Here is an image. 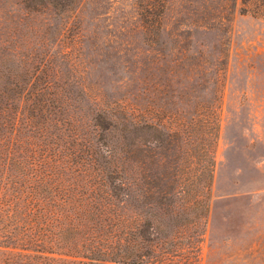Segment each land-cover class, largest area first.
Wrapping results in <instances>:
<instances>
[{"label":"rangeland","instance_id":"rangeland-1","mask_svg":"<svg viewBox=\"0 0 264 264\" xmlns=\"http://www.w3.org/2000/svg\"><path fill=\"white\" fill-rule=\"evenodd\" d=\"M251 3L73 0L62 9L0 0L1 86L62 87L84 135L93 100L134 102L141 92L149 121L204 126L191 131L207 132L200 147L214 162L204 230L196 251L178 246L173 264H264V10ZM14 104L4 130H25L24 103ZM17 184L1 185L0 209L14 203Z\"/></svg>","mask_w":264,"mask_h":264},{"label":"trees","instance_id":"trees-1","mask_svg":"<svg viewBox=\"0 0 264 264\" xmlns=\"http://www.w3.org/2000/svg\"><path fill=\"white\" fill-rule=\"evenodd\" d=\"M250 1L264 10V0ZM45 2L63 9L73 0ZM50 82L0 85V187L18 183L19 192L0 209L3 263L173 264L181 244L196 251L214 162L200 147L207 132L191 131L204 126L149 121L141 92L134 102L93 100L84 135L63 88ZM16 101L25 130H4ZM28 204L46 213L18 210Z\"/></svg>","mask_w":264,"mask_h":264}]
</instances>
